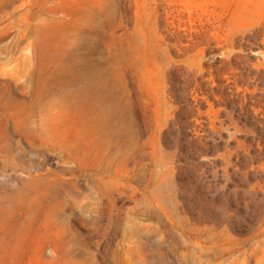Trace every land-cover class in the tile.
<instances>
[{
  "label": "rangeland",
  "instance_id": "rangeland-1",
  "mask_svg": "<svg viewBox=\"0 0 264 264\" xmlns=\"http://www.w3.org/2000/svg\"><path fill=\"white\" fill-rule=\"evenodd\" d=\"M0 264H264V0H0Z\"/></svg>",
  "mask_w": 264,
  "mask_h": 264
}]
</instances>
